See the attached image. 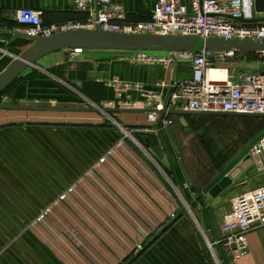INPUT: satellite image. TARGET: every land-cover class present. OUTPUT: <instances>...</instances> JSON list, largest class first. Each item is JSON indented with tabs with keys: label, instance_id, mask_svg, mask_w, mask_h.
<instances>
[{
	"label": "crops",
	"instance_id": "0c3cea01",
	"mask_svg": "<svg viewBox=\"0 0 264 264\" xmlns=\"http://www.w3.org/2000/svg\"><path fill=\"white\" fill-rule=\"evenodd\" d=\"M112 1L122 6L125 24L149 20L157 0ZM180 1L192 12V0ZM73 3L74 0H0V29L11 31L0 33V58L4 54L16 58L34 43L18 30L21 25L16 20L17 9L42 11L43 26L84 24L87 13L76 10ZM260 17L254 11L252 17L236 22L264 23L258 20ZM68 49L51 52L26 68L0 94V105L115 109L119 107L107 104L116 98V88L108 84L114 79L139 82L144 89L161 93L168 102L176 82L194 78L190 60L132 63L126 59L125 50L88 48L69 60ZM154 52L171 56L170 51ZM210 63L233 76L264 71V63L247 54H214ZM162 81L165 86L159 85ZM127 94L139 102V109H146L142 92L132 88ZM165 117L174 123L164 125ZM118 124L129 131L147 129L157 133L163 158L158 159L133 139L121 143L123 135ZM245 125L250 131L239 129ZM263 131L261 117L162 113L152 122L148 112L0 108V264H91V243L100 240L85 239L87 222L81 215L96 220L97 215L107 216L115 223L104 205L107 201L114 210L129 216L131 225L144 237L143 249L131 245L133 248H128L126 254L112 255V264H217L214 254L220 264H228L222 247L213 245L212 250L210 244L222 237L223 214L238 195L231 193L263 185L249 188V171L254 167L259 175L264 171L253 164L236 186L217 197L203 190L237 154H229L231 145L247 146ZM251 132L246 141L245 136ZM117 153L134 159L138 169L128 171L126 158L123 163L116 160L110 166L104 162L106 156L114 157ZM95 167L97 172L92 171ZM118 172L136 183L139 192L133 193L134 199L126 193L127 187ZM143 172L147 180H143ZM150 185L162 193L163 201L155 200ZM68 193V200L60 198ZM176 196L184 198L187 206H182L183 201ZM172 204L179 208L173 219L163 207L170 208ZM152 208L159 210L162 218L148 217L147 211L152 212ZM51 209L54 217L47 216ZM115 226L104 229L115 231ZM156 232H160L158 237ZM124 235L118 238L127 239L128 243L131 237ZM247 237L250 249L238 264H264V230L254 228Z\"/></svg>",
	"mask_w": 264,
	"mask_h": 264
},
{
	"label": "built area",
	"instance_id": "2783aa9c",
	"mask_svg": "<svg viewBox=\"0 0 264 264\" xmlns=\"http://www.w3.org/2000/svg\"><path fill=\"white\" fill-rule=\"evenodd\" d=\"M78 11L87 13L84 24L64 26H43L42 11L33 8H20L16 11V20L21 25L18 30L30 37H47L70 27L74 29H101L128 33L144 31L159 35H199L202 37H224L226 39H264V23H237L241 19L252 17L255 11L254 0H192V12L180 0H157L149 20L136 23H122L125 14L120 4L112 0H74ZM84 47L68 49L69 60L83 54ZM171 56L156 54L152 50H126V59L132 63L169 64L177 59L190 60L194 69V78L179 81L172 86L170 99L166 102L161 93L144 89L139 82L114 79L108 84L116 88V98L108 106L119 108H139V102L131 98L127 91L135 88L142 92L144 107L152 122L159 119L165 109H184L191 111L261 113L264 112V75L262 73L229 74L224 79H210L209 71L214 67L210 63L212 53L208 50L170 51ZM220 57H232L234 53L217 54ZM224 70V69H223ZM159 85L165 86L162 81ZM152 98V99H151ZM164 125H172L173 119L163 118ZM122 132L121 143L134 139L133 129L129 131L119 125ZM253 164L264 171V136L251 148ZM254 228L264 230V184L236 195L231 207L223 214L220 230L222 237L210 244L222 247L228 264H238L240 258L250 249L247 234ZM217 264L219 260L214 254Z\"/></svg>",
	"mask_w": 264,
	"mask_h": 264
},
{
	"label": "water",
	"instance_id": "95a60500",
	"mask_svg": "<svg viewBox=\"0 0 264 264\" xmlns=\"http://www.w3.org/2000/svg\"><path fill=\"white\" fill-rule=\"evenodd\" d=\"M255 12L260 13L259 21H264V0H254ZM2 34H11V31L0 29ZM34 43L16 58L4 54L0 58V94L30 65H33L41 57L56 50L84 47L88 49L110 50H153V51H199L208 50L212 53L228 52H256L264 54V39H226L224 37H202L199 35H159L148 33H128L117 31H104L101 29H87L72 27L61 30L50 36L31 37ZM264 75V71L261 72ZM37 108L47 110H99L106 112H148L151 109L139 108H109V107H23L0 105V108ZM161 113L176 115L210 114L244 117L264 118L261 113H236V112H212L191 111L184 109H165ZM264 131L253 139L242 151H240L204 188V193L213 197L224 194L238 183L244 173L253 165L250 148L262 137ZM135 139L142 147L150 150L158 159L164 156V150L157 133L146 130L136 131Z\"/></svg>",
	"mask_w": 264,
	"mask_h": 264
},
{
	"label": "rangeland",
	"instance_id": "374dc122",
	"mask_svg": "<svg viewBox=\"0 0 264 264\" xmlns=\"http://www.w3.org/2000/svg\"><path fill=\"white\" fill-rule=\"evenodd\" d=\"M85 49H87V48H85ZM243 73H251V72L246 71ZM251 136H252V132L250 133V135L245 136V140L247 139L246 141H249ZM231 146H232V149H231ZM231 146L229 148L230 150L228 149L230 151L229 154H236V153L238 154L240 151H242L244 149V147L246 145H231ZM238 146H240V149H237ZM126 154L129 155L128 153H126ZM120 155H122V154H118V153H117V155L114 154V157H116L117 159L108 155L105 157L104 162L109 166L113 163V161H116V160L121 161L123 163L125 161L126 157L121 156L122 157L121 158ZM230 157H232V155ZM126 163H127L126 168L131 173L135 172L138 169V163L134 159L126 158ZM97 166H99V164ZM96 167L92 171L97 172ZM254 168H253V170L251 168H250L251 170L249 169L250 170L249 173L251 175L250 180H249V186H250L249 188H251L253 186L257 187L259 184L264 183V174H261V175L257 174V172ZM159 173L161 174V172H159ZM91 175H93V177H95V178L97 177L93 173ZM118 175H119V177H121V179L124 181V183L127 187L126 193L128 195L132 196V199H134L133 193L139 192L135 186L136 183L129 180V178H127L126 175L123 176L122 173H120V172H118ZM132 175L136 177V174H132ZM142 178H143V180H147L145 172H143ZM142 184H143L142 186L144 187L143 182H142ZM145 184H147V182H145ZM150 186L153 188L152 185H150ZM247 190H248V188L240 190V191L238 189L237 191H235L231 194L232 195L233 194H239V193H242V192L247 191ZM151 194L154 195L153 197L155 198V200L157 202H161L165 199L164 197L161 196L162 193H160V194L157 193V191L154 188H153V192ZM231 194H229V195H231ZM139 195H141V194H139ZM68 197H70V193H68V196H67V194H63L60 198H63L66 201V200H68ZM177 200L178 201L180 200L181 202L183 201L184 204L181 203L182 206L186 205L184 198L177 197ZM57 201L59 202L58 199H57ZM58 204L61 205V203H58ZM104 205L106 206L107 211L109 212V215L113 219H115V221H116L115 223H112L113 221L111 222V219L108 218L107 216H106V218H102V216L97 215V220H96V218H94V217L87 218V216L81 215L84 217V220L87 222L86 223L87 226L84 228L85 229L84 230L85 239L91 238V241H93V239L100 240L99 243H94V242L91 243V244H93L92 246H94V248L97 249V250H95L93 247L90 248L91 253L94 254V255H91V258H93V261H94V262H91V264H112L114 262L112 255H122V253L126 254L128 252V248H133V246H131V245H137L138 250L144 248V245H143V238L144 237L137 230V228H135L131 225V223L129 222V219H131V218L129 216H124L122 213H120L117 210H114L111 207L112 204L110 201H107V204H104ZM163 207H164V209L169 211V213H170L169 218H171V219L175 218L178 211H179V208L175 209V207H173V204L171 205L170 208H168L167 206H164V205H163ZM152 209H154V210H152V212L147 211L148 217H150L152 220H155L158 217L162 218V215L157 213V211H159V210L156 211L155 208H152ZM153 211H154V213H153ZM53 212H54V209H51V211H48L47 216L50 215L51 217H54L55 215L53 214ZM43 215L44 214L40 215L37 218L40 219V218H42ZM103 217H105V216L103 215ZM191 217H193V216H191ZM44 218L45 217H43V219ZM69 220H71V219H69ZM109 220H110V222H109ZM71 222H72V220H71ZM113 224H116L115 227H117V229H115V231H113L111 229L110 230L104 229V227H111V225H113ZM79 229H81V228L79 227ZM198 231H199V229H198ZM126 233L129 234L131 237V238H129L128 243H127V239L121 240L118 238V235H121L124 238V236H125L124 234H126ZM159 234H160V232L157 233L156 237H158ZM124 243H125V245H124ZM126 243H127V245H126ZM98 251H100V253H98ZM101 253L103 256L99 255ZM123 262H125V260ZM223 264H225V263H223Z\"/></svg>",
	"mask_w": 264,
	"mask_h": 264
},
{
	"label": "bare ground",
	"instance_id": "6f19581e",
	"mask_svg": "<svg viewBox=\"0 0 264 264\" xmlns=\"http://www.w3.org/2000/svg\"><path fill=\"white\" fill-rule=\"evenodd\" d=\"M227 76V71L223 69L211 68L209 71L210 79H224Z\"/></svg>",
	"mask_w": 264,
	"mask_h": 264
},
{
	"label": "trees",
	"instance_id": "16d2710c",
	"mask_svg": "<svg viewBox=\"0 0 264 264\" xmlns=\"http://www.w3.org/2000/svg\"><path fill=\"white\" fill-rule=\"evenodd\" d=\"M237 54H247L249 55L250 59L252 60H257V61H260L264 63V54L263 53H256V52H234V55H237ZM186 200L188 202H190V199L187 197Z\"/></svg>",
	"mask_w": 264,
	"mask_h": 264
},
{
	"label": "flooded vegetation",
	"instance_id": "af4514ba",
	"mask_svg": "<svg viewBox=\"0 0 264 264\" xmlns=\"http://www.w3.org/2000/svg\"><path fill=\"white\" fill-rule=\"evenodd\" d=\"M204 115H210V114H204ZM210 116H219V117H229V118H240L243 119L245 118L244 116H229V115H210ZM230 128H236V127H230ZM228 129V128H227ZM237 129V128H236ZM239 129H241L243 132L245 131H250L247 125L241 126ZM249 144V143H248Z\"/></svg>",
	"mask_w": 264,
	"mask_h": 264
}]
</instances>
